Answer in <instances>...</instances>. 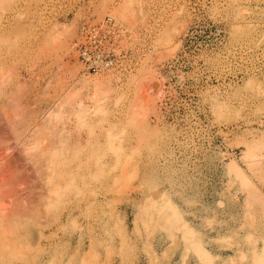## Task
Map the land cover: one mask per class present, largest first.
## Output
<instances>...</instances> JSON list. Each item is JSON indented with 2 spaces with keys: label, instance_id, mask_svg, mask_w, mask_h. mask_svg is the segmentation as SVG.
Masks as SVG:
<instances>
[{
  "label": "rangeland",
  "instance_id": "rangeland-1",
  "mask_svg": "<svg viewBox=\"0 0 264 264\" xmlns=\"http://www.w3.org/2000/svg\"><path fill=\"white\" fill-rule=\"evenodd\" d=\"M0 264H264V0H0Z\"/></svg>",
  "mask_w": 264,
  "mask_h": 264
},
{
  "label": "built area",
  "instance_id": "built-area-1",
  "mask_svg": "<svg viewBox=\"0 0 264 264\" xmlns=\"http://www.w3.org/2000/svg\"><path fill=\"white\" fill-rule=\"evenodd\" d=\"M124 34L120 24L111 18L98 24L83 25L74 41L82 72L98 75L117 69L124 58L119 46L120 37L124 38Z\"/></svg>",
  "mask_w": 264,
  "mask_h": 264
},
{
  "label": "bare ground",
  "instance_id": "bare-ground-1",
  "mask_svg": "<svg viewBox=\"0 0 264 264\" xmlns=\"http://www.w3.org/2000/svg\"><path fill=\"white\" fill-rule=\"evenodd\" d=\"M75 44V43H74ZM74 44H73V51L75 50V48H74ZM74 54L76 55V58H77V54H76V52L74 51ZM83 74H85V73H83ZM158 88V87H157ZM156 89V88H155ZM56 168V167H55ZM56 170H57V168H56Z\"/></svg>",
  "mask_w": 264,
  "mask_h": 264
}]
</instances>
